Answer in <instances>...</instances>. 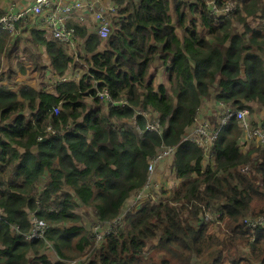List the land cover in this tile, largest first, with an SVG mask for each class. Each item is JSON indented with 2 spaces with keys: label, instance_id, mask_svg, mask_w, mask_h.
Returning a JSON list of instances; mask_svg holds the SVG:
<instances>
[{
  "label": "trees",
  "instance_id": "obj_1",
  "mask_svg": "<svg viewBox=\"0 0 264 264\" xmlns=\"http://www.w3.org/2000/svg\"><path fill=\"white\" fill-rule=\"evenodd\" d=\"M113 1L124 5V19L106 50L94 53L100 38H88L94 55L80 83H58V94L0 84V264H67L86 253L85 264H264V227L242 222L264 215V149L241 150L236 119L221 129L213 165L204 167L206 155L196 143L180 144L213 89L218 102L233 108L254 113L256 105L264 107V0H243L242 31L233 17L216 22L202 0ZM249 16L258 17L257 27ZM6 39L0 34V55ZM47 44L61 77L73 57L62 42ZM159 65L168 66L169 90L150 79ZM96 87L129 105L105 111L97 97L89 104ZM148 106L159 113L162 134L148 130L137 113ZM125 118L135 119L142 134L119 123ZM50 125L55 133H47ZM177 144L173 168L184 180L162 188L164 201L147 200L128 213L120 231L94 247L77 209L92 208L102 222L115 219L144 187L158 148ZM208 208L222 213V236L200 220ZM32 211L49 224L46 239L25 237ZM48 243L59 260L41 252Z\"/></svg>",
  "mask_w": 264,
  "mask_h": 264
},
{
  "label": "built area",
  "instance_id": "obj_2",
  "mask_svg": "<svg viewBox=\"0 0 264 264\" xmlns=\"http://www.w3.org/2000/svg\"><path fill=\"white\" fill-rule=\"evenodd\" d=\"M103 1L104 0H34L29 7L19 12L10 11L2 14L0 16V28L9 32L11 35L18 34V23L29 16H34L40 24H42L43 28L52 35L53 39L62 42L64 45L74 47L78 38L77 26L74 22L85 25H90L94 22L93 28L95 32L99 35L101 40L106 41L111 33L118 28L120 21L124 19V14L122 13L124 6L121 7V5L116 3L104 5ZM202 1L206 3L208 12L216 22H220L219 20L222 16H224V18H232L239 8L237 0ZM84 68L90 70V65L84 63ZM62 80H65V78L63 77L61 81ZM97 83L96 81L95 86H97ZM90 97H97L108 106L123 107L129 105L125 97L115 100L107 89L102 90L97 88L96 94ZM218 103V121L213 123L209 119L201 118L198 110L194 124L187 128L180 144L185 141H192L203 149L206 156H214L215 143L219 138L221 129L231 120L236 119L242 129V138L240 141L241 150L247 151L253 145L264 149V119L262 121L263 123H260L261 121L253 117L254 113H252L251 109L248 107L237 109L227 103ZM146 109L147 110H138L137 113L143 114L146 117L147 129L162 134L163 127L161 122H149L148 120L149 112L154 109L150 106ZM53 111L55 114H58L60 105L54 106ZM136 123L137 121L132 119V124ZM55 132L56 131L51 125L47 128V133L50 134ZM39 139H41V137H39ZM177 149L178 144L163 145L158 148L157 152L149 159L146 183L142 189L134 194L135 197L132 203H127L124 208L126 213H121V215L108 222L96 220L92 229L94 247L101 245L106 240L107 236L117 234L123 227L124 219L128 213H134L145 201L152 200L153 202L159 203L164 201V199H162V188H167V186L160 183L158 168L161 163L167 161L166 158L170 157L174 160ZM252 163L253 162H248L246 166L241 168V171L249 173ZM159 196L161 199H157ZM200 214L201 218L207 223H222V213L219 210L208 208L201 211ZM242 222L250 229L264 227V215L254 217L248 216L245 217ZM48 229L49 224L47 221L38 217L36 211H32L31 228L29 233L26 234V237L28 239H46Z\"/></svg>",
  "mask_w": 264,
  "mask_h": 264
},
{
  "label": "crops",
  "instance_id": "obj_3",
  "mask_svg": "<svg viewBox=\"0 0 264 264\" xmlns=\"http://www.w3.org/2000/svg\"><path fill=\"white\" fill-rule=\"evenodd\" d=\"M136 1L139 2L140 0ZM33 2L34 0H0V16L10 11L19 12L29 7ZM103 3L104 5H109L116 2H114L113 0H104ZM123 6L124 5H122L121 7ZM74 24L77 27L84 28L85 33L78 34L76 45L74 47L63 44L67 52L73 57V61L69 65L67 72L61 77L55 71L52 56L49 53L47 44L50 40L55 39H53L52 35L43 28L42 24H40L36 17L29 16L25 20L19 22L17 25L19 28L18 34L11 35L7 31L0 30V34H7L5 48L0 55V84L5 85L6 87L14 91H18L19 88L23 85H28L37 90H46L49 93L58 94V83L69 81H76L77 83H80L82 76L86 71V69L84 68V63H87L86 59H90L96 52L106 50L107 41L100 39L101 42L96 51L94 53L89 51L86 48L87 40L91 35L97 34L93 28L94 22H92L90 25L78 24L77 22H74ZM250 26L252 25L250 24ZM167 67V65H159L158 68H153L151 70L152 75L150 79L154 78L156 89L159 87V85H164L168 90L170 89L169 79H166V82H164L165 78H167L168 76ZM63 77L65 78V80L61 81ZM86 102H88L89 104H94V99L92 97H87ZM218 106L219 103L217 100H215L212 108H208L202 103L199 109V116L203 119H209L213 123H216L213 121V119L215 117V114L217 115L218 113ZM102 107L105 111H108L109 109V106H107V104H105L104 102L102 103ZM256 108L259 113L254 114V117L258 121H261L260 123H263L262 121L264 119V107L256 105ZM136 110L147 109L137 107ZM127 121L130 122L131 119H127ZM257 158V153L254 152L252 154V159L256 160ZM214 163L215 157L212 155H207L205 157V162H203V165L204 167H206L208 165H213ZM163 167L165 168V173H168L167 176L165 175V178H169L170 183L168 187L171 189L177 187L178 184L182 182V179L178 178L174 171L173 160H167L166 162H163L159 165L160 169H162ZM159 174L160 177L164 175H161V172H159ZM166 182L167 180L165 181V183ZM173 183L174 186H171ZM130 201L132 200L129 199L128 204H130ZM136 211H138V209ZM121 213H126V210L123 208ZM213 227L218 228V226ZM29 231L30 229L27 233H29ZM27 233H25V237ZM154 243H156V241ZM48 244L51 245L50 243ZM41 252L43 254H46L53 262L60 259L59 255L53 248L50 250L44 248ZM87 256V254L82 255L79 258H75L74 260L67 262V264H85ZM80 258L82 259L78 261V259Z\"/></svg>",
  "mask_w": 264,
  "mask_h": 264
},
{
  "label": "rangeland",
  "instance_id": "obj_4",
  "mask_svg": "<svg viewBox=\"0 0 264 264\" xmlns=\"http://www.w3.org/2000/svg\"><path fill=\"white\" fill-rule=\"evenodd\" d=\"M239 2H241V7H239L240 9H239V10L236 12V14L233 16V19H234L233 24L237 27V30H238V31H242V30H243V27H244V24H243V22H241L240 20L238 21V19H239L240 17H242V14H245V13H243V10H241V9H242L243 5H244L246 2H243V0H240ZM237 18H238V19H237ZM247 22H248L249 24H251L252 27H257V26L259 25V22H260V21H259L258 17H256V16H249L248 19H247ZM166 79L168 80V76H167V78H165L164 82H166ZM215 100H216V98H215V90L213 89V90L210 92L209 96L206 97V98L202 101V103H203L204 105H206L208 108H209V107L212 108L213 105H214ZM253 106H255V104H254ZM255 108H256V106H255ZM149 113H150V114H149V117H148L149 122H157V121L160 122V115H159L155 110H152V111H150ZM258 113H259V112H258V110L256 109V110L254 111V114H258ZM254 114H253V117H254ZM259 115H260V114H259ZM218 119H219V115H218V113H217V115L215 114V117H214L213 121H214V122H217ZM119 123L122 124V125H125V126H129V127L136 128L135 130H137L140 134H142V131L140 130L138 124H137V123H136V124H132V119H131L130 122H128L127 119L125 118V120L122 119L121 121H119ZM166 160H171V161H172V158L168 157V158H166ZM158 170H159V172H161V175L164 174L162 177H160V175H159V181H160V183H161L162 185L167 186L168 189H171V188L168 187V186H169V183H170V182H169V178H165V175H166V176L168 175V173H165V168H164V167H163L162 169L158 168ZM166 180H167V182L165 183ZM182 180H184V179H182ZM166 184H167V185H166ZM171 186H174V183H173ZM134 197H135V195H133L130 199L133 200ZM159 198H160V196H159L157 199H159ZM160 199H161V198H160ZM129 203H132V201H130ZM156 203H159V202H156ZM83 207H85V208H83ZM140 208H141V207H140ZM77 211L81 214V217H82V220H81L82 223H80V224L83 225V226H85L87 229H89V230L92 231L93 226H94V223L96 222V221H95V220H96V215H95L93 209L90 208V207L82 206V207H79V208L77 209ZM134 213H135V212H134ZM199 218H200L201 221H204V220L201 218V214H200ZM204 222H205V221H204ZM209 224H210V226H211V227H210V230H211V231L215 232V233L218 234V235L222 234V233H221V229H222L224 223H221V224H211V223H209ZM213 226H218V228H217V227H213ZM220 236H222V235H220ZM154 242H155V241L150 242V243L148 244L147 249H149L150 245H151L152 243H154ZM98 248H99V247H98ZM98 248H97V249H98ZM45 249L50 250V249H52V247H51V245L47 244V245L45 246ZM97 249H96V250H97ZM93 251H95V250H93ZM93 251H90V250H89V251H88V254L90 255V253L93 252ZM86 254H87V253H86ZM81 259H82V258L78 259V261H80ZM228 263H229V261H228L227 259H224L223 264H228Z\"/></svg>",
  "mask_w": 264,
  "mask_h": 264
}]
</instances>
